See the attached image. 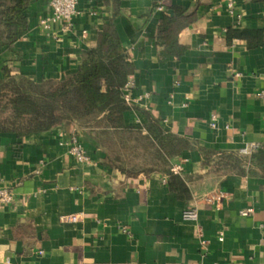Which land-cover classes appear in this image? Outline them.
Instances as JSON below:
<instances>
[{
    "label": "crops",
    "instance_id": "1",
    "mask_svg": "<svg viewBox=\"0 0 264 264\" xmlns=\"http://www.w3.org/2000/svg\"><path fill=\"white\" fill-rule=\"evenodd\" d=\"M78 8L70 31L45 29L47 1L33 2L23 39L13 50L0 47V79L6 71L35 82L66 79L112 21L136 69L126 125L154 118L187 147L167 172L127 176L77 124L23 138L0 133V185L16 195L0 205V264H264V169L229 163L252 144L264 146V5L78 0ZM176 8L194 21L176 37L182 54L165 57L159 30ZM229 30L260 32L262 43L229 40ZM74 137L89 164L60 145ZM190 210L197 221L184 218ZM73 216L77 222L64 220Z\"/></svg>",
    "mask_w": 264,
    "mask_h": 264
},
{
    "label": "trees",
    "instance_id": "2",
    "mask_svg": "<svg viewBox=\"0 0 264 264\" xmlns=\"http://www.w3.org/2000/svg\"><path fill=\"white\" fill-rule=\"evenodd\" d=\"M35 1L0 0V47L13 50L23 39L29 28L28 10ZM253 1L264 5V0ZM175 10V17L163 18L159 30V42L165 48V57L182 54L183 49L176 47V37L194 21L189 15L185 16L182 9ZM227 36L229 40H247L251 47L262 43L260 32L251 30H229ZM135 70L115 25L110 21L99 33L96 46L84 52L79 69L62 81L35 82L25 76L5 72L4 78L0 79V133L23 138L77 124L94 134L105 148L106 163L114 167L107 155V147L101 142V134L139 132L153 143L166 162L167 170L164 172H167L170 161L187 147V143L166 133L154 118H150L145 126L126 125L124 114L129 107L125 101V86ZM229 159L235 167L246 169L259 165L264 169V150Z\"/></svg>",
    "mask_w": 264,
    "mask_h": 264
},
{
    "label": "built area",
    "instance_id": "3",
    "mask_svg": "<svg viewBox=\"0 0 264 264\" xmlns=\"http://www.w3.org/2000/svg\"><path fill=\"white\" fill-rule=\"evenodd\" d=\"M47 6L49 10V14L47 18L43 21V27L45 29H51L53 25L58 24L62 27L65 31H70L73 28V21L74 19L80 15V11L78 8V0H47ZM229 7L233 8V3H229ZM240 18V16H239ZM86 33V32H84ZM239 76V75H238ZM134 86L133 82V76L129 78V82L125 86V101L128 104H130V93ZM142 100L140 97L139 99L135 100V103H138V101ZM210 126L212 128H216L217 126V117L215 115L211 116L210 119ZM61 146H64L67 148V152L73 156L78 163L81 164H89L91 161V158L87 154V151L85 150L82 143L76 138H72L70 141L65 142L62 141L60 143ZM258 150H264L263 145H257L252 144L248 148L242 149L240 151V154L243 156L251 155L252 153L258 151ZM174 171L179 172L181 171V167L177 166ZM244 181V180H243ZM19 184V183H18ZM15 189L8 187V186H2L0 185V205L1 206H9L15 201ZM222 197H218V200H221ZM211 201V200H210ZM251 212V210L242 211L241 215H248ZM184 218L186 220L190 221H197L199 218V215L197 211L190 210L186 211L184 213ZM65 221L68 222H77L78 218L73 217H65ZM220 241H223V236H220Z\"/></svg>",
    "mask_w": 264,
    "mask_h": 264
},
{
    "label": "rangeland",
    "instance_id": "4",
    "mask_svg": "<svg viewBox=\"0 0 264 264\" xmlns=\"http://www.w3.org/2000/svg\"><path fill=\"white\" fill-rule=\"evenodd\" d=\"M101 142L107 147V155L116 169L127 176L151 175L167 170L166 162L160 157L153 143L139 132L104 133Z\"/></svg>",
    "mask_w": 264,
    "mask_h": 264
}]
</instances>
